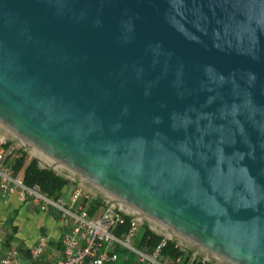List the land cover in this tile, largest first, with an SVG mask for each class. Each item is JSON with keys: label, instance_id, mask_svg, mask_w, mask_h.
Returning a JSON list of instances; mask_svg holds the SVG:
<instances>
[{"label": "water", "instance_id": "water-1", "mask_svg": "<svg viewBox=\"0 0 264 264\" xmlns=\"http://www.w3.org/2000/svg\"><path fill=\"white\" fill-rule=\"evenodd\" d=\"M0 137L217 264H264V0H0Z\"/></svg>", "mask_w": 264, "mask_h": 264}, {"label": "built area", "instance_id": "built-area-1", "mask_svg": "<svg viewBox=\"0 0 264 264\" xmlns=\"http://www.w3.org/2000/svg\"><path fill=\"white\" fill-rule=\"evenodd\" d=\"M22 153L0 137V189L5 195L16 193L21 203L32 204L39 211L52 209L61 232L55 245L44 235L26 250L8 242L0 254V264H122L130 260L129 255V264H211L210 259L195 251H183L177 243L182 254L164 255L170 238L162 235L153 249L138 248L135 237L142 223L72 182H67L56 197L25 183L23 172L14 168L15 159Z\"/></svg>", "mask_w": 264, "mask_h": 264}, {"label": "crops", "instance_id": "crops-1", "mask_svg": "<svg viewBox=\"0 0 264 264\" xmlns=\"http://www.w3.org/2000/svg\"><path fill=\"white\" fill-rule=\"evenodd\" d=\"M12 225L15 230L9 242L26 249L32 247L41 235L55 245L61 232V225L53 212L39 211L32 204L21 203L16 193L5 195L0 189V254L5 247L3 240Z\"/></svg>", "mask_w": 264, "mask_h": 264}, {"label": "trees", "instance_id": "trees-1", "mask_svg": "<svg viewBox=\"0 0 264 264\" xmlns=\"http://www.w3.org/2000/svg\"><path fill=\"white\" fill-rule=\"evenodd\" d=\"M14 168L23 172V179L25 183L39 186L41 191L49 196L56 197L60 195L66 187L67 180L64 177L52 171L48 167L40 166L37 160L32 157H28L24 152L15 159ZM11 220L12 219H10V222ZM14 230L15 226L12 225L11 230L7 233V236L3 240L4 246L8 244ZM161 238V235L156 234L146 225L141 224L137 236L135 237V245L140 249H153L160 242ZM20 248L26 250L24 247L20 246ZM162 252L164 255L169 257H174L183 253V251L176 245V242L172 239H168L166 241V245ZM129 259H132L131 255H129ZM129 261L122 264H129Z\"/></svg>", "mask_w": 264, "mask_h": 264}, {"label": "rangeland", "instance_id": "rangeland-1", "mask_svg": "<svg viewBox=\"0 0 264 264\" xmlns=\"http://www.w3.org/2000/svg\"><path fill=\"white\" fill-rule=\"evenodd\" d=\"M22 151V150H21ZM25 153V152H24ZM28 155V154H27ZM28 157H31V156H29L28 155ZM38 163L39 164H41L42 166H45V165H43L42 163H40L39 161H38ZM67 180V179H66ZM67 182H70L69 180H67ZM49 211H51V212H53V214L56 216V212H54L52 209H50ZM148 227V226H147ZM150 230H152L153 232H155L156 234H158V235H162V236H165V235H163V234H161V233H159V232H157V231H155L154 229H152V228H150V227H148ZM167 237V236H166ZM169 238V237H168ZM171 239V238H170ZM174 241V240H173ZM176 242V241H175ZM177 244H178V246L180 247V248H182L183 249V251H193V250H191V249H189V248H187L186 246H184V245H182V244H180V243H178V242H176ZM199 254V253H198ZM200 255V254H199ZM132 257V256H131ZM201 257H202V255H201ZM209 263H211V264H217V263H215V262H213V261H211L210 260V262Z\"/></svg>", "mask_w": 264, "mask_h": 264}]
</instances>
